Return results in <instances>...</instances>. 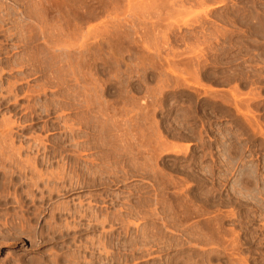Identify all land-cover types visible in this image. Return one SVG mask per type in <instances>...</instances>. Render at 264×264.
Listing matches in <instances>:
<instances>
[{"label":"rangeland","instance_id":"1","mask_svg":"<svg viewBox=\"0 0 264 264\" xmlns=\"http://www.w3.org/2000/svg\"><path fill=\"white\" fill-rule=\"evenodd\" d=\"M0 264H264V0H0Z\"/></svg>","mask_w":264,"mask_h":264}]
</instances>
